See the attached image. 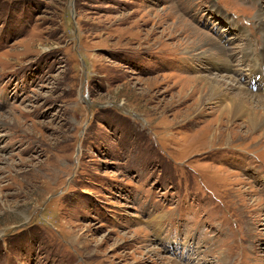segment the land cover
Here are the masks:
<instances>
[{
  "label": "rangeland",
  "instance_id": "1",
  "mask_svg": "<svg viewBox=\"0 0 264 264\" xmlns=\"http://www.w3.org/2000/svg\"><path fill=\"white\" fill-rule=\"evenodd\" d=\"M263 33L264 0H0V264H264V136L200 99L264 91Z\"/></svg>",
  "mask_w": 264,
  "mask_h": 264
},
{
  "label": "bare ground",
  "instance_id": "2",
  "mask_svg": "<svg viewBox=\"0 0 264 264\" xmlns=\"http://www.w3.org/2000/svg\"><path fill=\"white\" fill-rule=\"evenodd\" d=\"M255 1L259 2L260 0H255ZM256 18L262 22L263 14L262 13L258 14V16H256ZM216 28H218V27H216ZM214 31H216V30H213V32ZM192 32L194 34V37L198 36V37L204 38L203 35L198 34L196 31L192 30ZM217 38L222 40L223 36H221V37L218 36ZM206 40L204 43H208V41H206ZM216 46H217L216 44H211V47L215 48ZM217 47H219V46H217ZM204 49H205V51H202L200 53L201 57H207L210 59H217V57H219V62L226 63L227 67L229 69H231L230 71H232L231 74L236 75L238 72H240V74H241L243 67L247 68V69L249 67L246 63L243 67H239L238 69L233 67L232 66L233 60H231V59L232 58L234 59L236 55L232 54V53H226L225 49L223 50L220 47L218 48L219 49L218 52H220L221 54L220 53H210L206 48H204ZM263 49H264V47H263ZM242 50L245 52L250 51L248 45L246 48H243ZM228 52H229V50H228ZM253 60H254V58H253ZM248 62H250V61H248ZM251 64H253V63H251ZM222 66L224 67L223 63H222ZM246 66H248V67H246ZM253 72H254V74L255 73L258 74L257 77H259V80L256 81L255 83L258 82L260 84V82H264V59H261L257 62L255 67H253ZM252 80H256V78L254 76H252L250 79V83L252 82ZM205 85L206 86L202 89L204 93L201 95L200 99L202 101H204V103H206V104H210L209 102H207L209 100H212V101L216 100L217 101V107L220 110V114L217 117L216 121L220 124H222V123L225 124V126L227 127L225 129V131L228 132V130L231 129V125H234L233 122L235 120L244 119L245 125H246V126L244 125V127H247L249 133H256L259 131V132H261V135L264 136V93H262V92H264L263 88H258V91L260 93H258L257 95L249 94V91H250L249 87L247 89V87H245L244 85L239 83V81L236 79V76H232V75L231 76H223L221 78L215 77V78H211L209 80H205ZM200 99H198L196 102L198 103V111H200V112L202 111V113H203L206 109L203 108L204 104H202ZM200 105H201V107H200ZM234 127L238 128V127H240V125L238 124V125H235ZM241 127H243V126H241ZM211 133H212V131H211Z\"/></svg>",
  "mask_w": 264,
  "mask_h": 264
}]
</instances>
